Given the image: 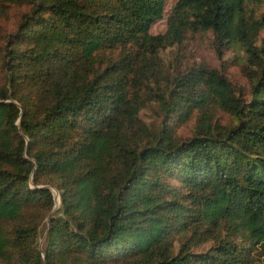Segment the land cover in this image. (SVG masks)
<instances>
[{
	"label": "trees",
	"instance_id": "1",
	"mask_svg": "<svg viewBox=\"0 0 264 264\" xmlns=\"http://www.w3.org/2000/svg\"><path fill=\"white\" fill-rule=\"evenodd\" d=\"M165 1L0 0L28 6L1 49L2 264L264 261V13L247 15L249 0H176L151 33ZM189 29L212 30L218 52L244 46L249 97L192 66L161 98L178 122L200 110L198 130L178 139L165 117L149 133L133 82ZM213 108L235 123H213Z\"/></svg>",
	"mask_w": 264,
	"mask_h": 264
},
{
	"label": "rangeland",
	"instance_id": "2",
	"mask_svg": "<svg viewBox=\"0 0 264 264\" xmlns=\"http://www.w3.org/2000/svg\"><path fill=\"white\" fill-rule=\"evenodd\" d=\"M176 0H166L164 14L150 27L151 33L163 32L167 26V16ZM247 15L260 17L264 13V0H249L245 6ZM28 10V6L20 2H8L0 7V75L2 74V45L8 33L12 32L21 20L22 14ZM263 31H259L257 44H261ZM215 36L212 30H186L180 41H175L160 47L152 55V63H149L145 74L135 78L132 89H136L144 100L138 110V116L149 133L158 131L162 127L164 118L165 126H169L175 137L184 139L192 136L198 130L200 110L194 109L191 115L183 122L175 120V114L171 111L164 114L163 99L161 95L167 94L170 78L178 72L185 71L192 66L205 65L217 68L224 74L235 91L244 98L249 97L251 85L256 78V67L250 64L247 53L241 43L228 45L218 52L215 46ZM211 121L225 126L235 123V117L231 113L220 108H213ZM54 195L52 213L60 204L59 191L55 186H50ZM39 226L38 246L43 249L45 245L46 221ZM0 264H2L0 262ZM254 264H264L258 254Z\"/></svg>",
	"mask_w": 264,
	"mask_h": 264
}]
</instances>
